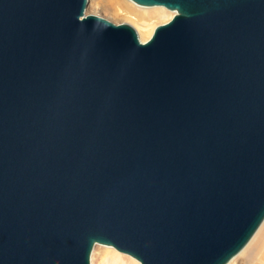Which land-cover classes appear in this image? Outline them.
<instances>
[{
    "label": "water",
    "instance_id": "95a60500",
    "mask_svg": "<svg viewBox=\"0 0 264 264\" xmlns=\"http://www.w3.org/2000/svg\"><path fill=\"white\" fill-rule=\"evenodd\" d=\"M144 41L87 0H0V264H225L264 217V0Z\"/></svg>",
    "mask_w": 264,
    "mask_h": 264
},
{
    "label": "rangeland",
    "instance_id": "374dc122",
    "mask_svg": "<svg viewBox=\"0 0 264 264\" xmlns=\"http://www.w3.org/2000/svg\"><path fill=\"white\" fill-rule=\"evenodd\" d=\"M90 2L91 0H88V7H87L86 13L100 15L114 23L125 22L129 24L135 30L138 36V39H140V41H141L140 37L143 32L150 30L149 33H151L155 25L166 21V20H161L157 18H152V20L150 21L142 20V18H140L139 16L141 12L150 13L154 10H157L158 8H148V9L139 8V7L134 6L127 0H99L98 1L99 5L96 8H91ZM161 11L169 15L168 19L173 14V12H170L166 10L165 8H162ZM146 38H148V36ZM112 251L114 253H117L112 248H107L101 245H94L90 253V264H103L105 261V258L111 257L110 252ZM262 251H264V246L262 248ZM117 254L129 258L126 255H122L119 253Z\"/></svg>",
    "mask_w": 264,
    "mask_h": 264
},
{
    "label": "bare ground",
    "instance_id": "6f19581e",
    "mask_svg": "<svg viewBox=\"0 0 264 264\" xmlns=\"http://www.w3.org/2000/svg\"><path fill=\"white\" fill-rule=\"evenodd\" d=\"M99 0H91L90 7L96 8L99 3ZM131 4H133L136 7L139 8H158L157 10H154L150 13H140V18L144 21H150L152 18H157L161 20H167L169 15L162 12L161 9L165 8L163 6L154 5V6H139L131 2L130 0H127ZM88 7V0L86 4V10ZM166 9V8H165ZM168 10V9H166ZM170 11V10H168ZM173 12V11H170ZM146 30V29H144ZM150 30H147L146 32H143L141 35V41L144 40L147 36L150 35ZM140 40V39H139ZM104 246V245H101ZM264 246V217L255 229V231L252 233V235L249 237L245 245L235 254L233 255L225 264H264V251H262V248ZM107 248H112L110 246H104ZM114 249V248H112ZM115 250V249H114ZM116 251V250H115ZM119 254L126 255L129 258L125 256L118 255L117 253H114L113 251L110 252L111 257L105 258V261L103 264H140L137 260L132 258L131 256L118 252ZM132 259V260H131ZM89 264H90V256H89Z\"/></svg>",
    "mask_w": 264,
    "mask_h": 264
}]
</instances>
